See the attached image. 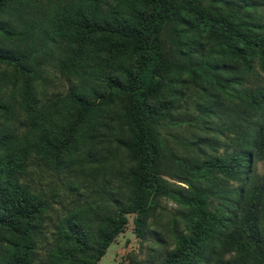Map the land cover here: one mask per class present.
Returning a JSON list of instances; mask_svg holds the SVG:
<instances>
[{"label": "trees", "instance_id": "1", "mask_svg": "<svg viewBox=\"0 0 264 264\" xmlns=\"http://www.w3.org/2000/svg\"><path fill=\"white\" fill-rule=\"evenodd\" d=\"M15 1L24 2L0 0V15ZM120 1L129 7L119 0H68L60 6V21L50 36L69 50L61 62L66 72L85 76L98 67L119 74L102 76L99 103L73 91L68 97L73 111L64 128L53 131L54 122L41 113L25 119L21 136L0 131L5 151L0 158V230L5 233L0 236V264H34L48 205L20 183L29 157L58 167L73 154L82 132L89 141L92 136L113 140L124 151L126 199L114 201L100 217L93 240L73 227L59 231L62 241L74 244L62 251L66 264H96L122 232L127 214L137 215L140 236L143 219L152 216L157 200L165 196L175 203L185 233L176 236L159 262L143 264H264V174L258 177L253 168L264 160V21L258 12L264 0ZM24 9L21 5L20 14L11 9L14 21ZM18 22L22 27L16 36L25 48L0 49V63L12 66L13 82L23 84L21 107L28 112L36 77L30 66L38 51L27 49L35 35L33 21L32 26L30 17ZM0 33L9 36L1 25ZM184 94L191 104L181 103ZM114 103L119 110L111 112V125L97 121ZM1 113L12 115L0 102ZM179 123L202 136L212 124H225L218 129L234 133L232 152L205 154L201 149L215 148L218 139L205 138L194 147L191 136L188 146L176 141L186 157L167 155L162 128ZM190 146L198 158L188 157Z\"/></svg>", "mask_w": 264, "mask_h": 264}, {"label": "rangeland", "instance_id": "2", "mask_svg": "<svg viewBox=\"0 0 264 264\" xmlns=\"http://www.w3.org/2000/svg\"><path fill=\"white\" fill-rule=\"evenodd\" d=\"M67 2L68 0H24L23 3L15 1L8 4L7 9L0 15V25L9 30V36L0 33L1 50L25 48V45L18 41L16 33L22 27L18 21L30 17L28 25L32 26L33 21L35 35L28 41L27 49L34 47L38 51L30 66L31 69L34 68L36 77L31 82L32 101L29 103L32 106L28 112L21 107L25 91L23 84L19 80L13 82L12 66L0 63V102L8 105L12 111L10 118L4 117L3 113L0 114V131L6 130L21 136L26 131L25 119L35 118L41 113H45L54 122L53 131L64 128L73 111L71 107L73 105L68 99L73 91L97 104L104 91L102 76L120 78L118 73L104 71L98 67L87 70L85 76L75 71L66 72L62 68L61 62L68 57L69 50L63 44L50 41V36L60 21L59 8ZM21 5L25 7L23 10L25 12L14 21L11 9L20 14ZM119 5L129 7L120 0ZM258 12L264 21V6L259 7ZM76 60L79 58H71L70 62ZM100 60L101 57L96 62ZM89 65L91 62H88ZM184 79L186 75L183 76ZM181 103L191 104V100L184 94ZM118 110V104L114 103L109 110L102 112L97 121L111 125L109 122L111 112L115 114ZM186 119L188 118L184 117L183 121ZM180 124L175 127L167 124L162 128L167 155L168 152H172L176 156L186 157L183 148L176 146V141H183L188 146L187 139L191 136L193 140L190 141H193L194 147L199 141L205 142V138L218 139L215 148L201 149L205 154L224 156L232 152L233 144L229 139L234 137V133L219 131L218 128L223 124H212L211 130L206 131L205 136L193 128H187L186 124ZM223 126L225 127V124ZM95 129L101 134L106 133L105 128ZM82 133L73 154L71 153L65 160H60L58 167H54L49 160H40L31 155L25 173L20 178V183L25 185L31 194L38 196L48 205L39 224L40 233L36 242L34 264H66L67 260L62 251L73 249L74 244L71 241H62L59 231L66 226L73 227L85 239L93 240L99 229L100 217L112 209L114 201L119 203L126 199V188L121 181L127 168L124 151L116 147L113 140L103 142L102 139L92 136L93 139L89 141ZM194 147H189L188 157L198 158ZM4 155L5 151L0 149V158ZM106 159L108 161L105 162ZM253 168L255 175L262 176L264 160L254 162ZM163 179L171 185L176 183L167 176H163ZM216 204V201L212 200V206ZM176 215L175 203L167 196L160 197L152 216L143 219L140 236L134 224L137 215H125L122 232L108 244L96 264L159 262L174 247L176 236L185 233L181 230ZM4 234V231L0 230V236Z\"/></svg>", "mask_w": 264, "mask_h": 264}]
</instances>
